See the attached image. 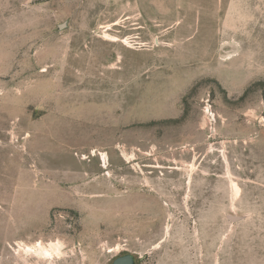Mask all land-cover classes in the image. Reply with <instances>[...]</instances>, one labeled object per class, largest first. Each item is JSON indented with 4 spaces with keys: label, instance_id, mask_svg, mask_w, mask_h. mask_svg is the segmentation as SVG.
<instances>
[{
    "label": "rangeland",
    "instance_id": "1",
    "mask_svg": "<svg viewBox=\"0 0 264 264\" xmlns=\"http://www.w3.org/2000/svg\"><path fill=\"white\" fill-rule=\"evenodd\" d=\"M126 254L264 264V0H0V264Z\"/></svg>",
    "mask_w": 264,
    "mask_h": 264
},
{
    "label": "bare ground",
    "instance_id": "2",
    "mask_svg": "<svg viewBox=\"0 0 264 264\" xmlns=\"http://www.w3.org/2000/svg\"><path fill=\"white\" fill-rule=\"evenodd\" d=\"M58 245H50L49 248H44L40 244L35 245L34 247H27L24 251L27 254H33L45 260H49L52 258L53 254H57L59 252Z\"/></svg>",
    "mask_w": 264,
    "mask_h": 264
},
{
    "label": "water",
    "instance_id": "3",
    "mask_svg": "<svg viewBox=\"0 0 264 264\" xmlns=\"http://www.w3.org/2000/svg\"><path fill=\"white\" fill-rule=\"evenodd\" d=\"M46 1H50V0H31V3L38 4V3H42ZM230 220L235 222V221H238V218L231 217ZM111 264H135V260L132 255L126 254V255H123V256H120L114 259Z\"/></svg>",
    "mask_w": 264,
    "mask_h": 264
}]
</instances>
